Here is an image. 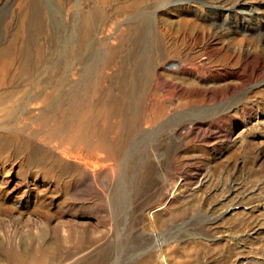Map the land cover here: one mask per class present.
Returning <instances> with one entry per match:
<instances>
[{
    "label": "rangeland",
    "instance_id": "374dc122",
    "mask_svg": "<svg viewBox=\"0 0 264 264\" xmlns=\"http://www.w3.org/2000/svg\"><path fill=\"white\" fill-rule=\"evenodd\" d=\"M43 2L30 76L0 87V241L41 264H264V0H118L84 44L90 0ZM148 14L167 24L144 73L114 37Z\"/></svg>",
    "mask_w": 264,
    "mask_h": 264
},
{
    "label": "bare ground",
    "instance_id": "6f19581e",
    "mask_svg": "<svg viewBox=\"0 0 264 264\" xmlns=\"http://www.w3.org/2000/svg\"><path fill=\"white\" fill-rule=\"evenodd\" d=\"M43 1L44 0H19L16 8L14 9L13 15L8 22L10 23V26L12 28V32L10 34V39L7 41L11 43L13 47L11 46V48H4V57L0 60L1 88L4 86L6 87L8 80H12L11 78H7V80L5 77L10 73L12 67H14V72L12 73L11 77L19 76L20 78H28L31 74L32 59L30 58L29 48L31 44H35L40 41L38 33L42 30L45 21ZM116 1L118 0H90L91 7L88 11L83 13L80 24L78 26V33L76 35L78 41L84 44L87 41L92 40L91 35L93 34V30L95 28V25L97 24V20L101 18L100 15H102V13H105V20H110V12L106 10V7L109 6L112 2ZM186 1L187 0H178V2ZM136 6V2L130 5L118 4L114 8V13L120 16L126 15L129 9H134L136 8ZM214 13L215 12L213 10L210 11L211 15H213ZM182 22L183 24H187L185 23V20H183ZM160 23L164 25L167 24L165 21H160L158 16L155 14L137 15L133 18L130 24L126 26L125 29H122L121 32L114 37V39H116L118 42L127 44L130 47L129 57L137 60L140 66L146 67L144 73L148 72V54L151 50L149 49V47L154 44L158 51L161 43L158 36H156L153 32L154 27L159 26ZM70 37L71 36H69V38ZM118 53L119 51L112 52L113 55H117ZM175 65L177 68H181L183 66L189 71H193L195 67V63L182 64L180 62H175L170 64V68ZM75 92L79 93V91ZM11 95L12 91L8 89L0 92V102L11 99ZM10 138L12 142L16 140V137L14 136ZM26 144L27 143H25L22 148H25ZM0 145H8V140L6 138L0 137ZM47 164L48 162H46L43 167L39 168L40 174L43 175L44 173L47 177H52L50 179L56 180L58 178L59 172L51 173V165ZM18 185L21 184L17 183L16 186ZM11 210V206L0 204V213L7 214L10 213ZM1 238L2 241H0V252L6 257L8 264L42 263V257L40 258L33 255L29 248H27L26 246H22L20 249H17L12 241L11 235L9 236L8 234H5ZM161 255L162 261L164 262L165 257L162 252Z\"/></svg>",
    "mask_w": 264,
    "mask_h": 264
}]
</instances>
